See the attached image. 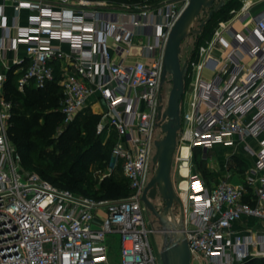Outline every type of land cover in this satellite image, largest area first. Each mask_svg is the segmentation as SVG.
<instances>
[{
    "label": "built area",
    "instance_id": "obj_1",
    "mask_svg": "<svg viewBox=\"0 0 264 264\" xmlns=\"http://www.w3.org/2000/svg\"><path fill=\"white\" fill-rule=\"evenodd\" d=\"M10 1L14 16L7 25L3 14L2 27L13 45L0 50L13 49L14 62L23 65L17 90L56 80L61 125L99 104L97 132L103 142L115 135L111 156L129 194L88 196L26 169L9 135L13 102L0 75V264H163L149 240L159 230L149 226L142 194L156 168L155 141L162 138L156 129L165 121L158 113L170 90L161 84L164 49L188 0H138L121 8L89 0ZM240 1L207 43L185 58L172 180L177 175L183 231L191 262L199 264L252 258V241L233 223L243 217L264 221V10L252 15L254 1ZM247 20L252 26L233 27ZM219 146H240L253 156L238 184L222 179L209 185L196 170L195 150L208 160ZM111 243L118 244L116 255ZM256 244L264 246V238Z\"/></svg>",
    "mask_w": 264,
    "mask_h": 264
},
{
    "label": "trees",
    "instance_id": "obj_2",
    "mask_svg": "<svg viewBox=\"0 0 264 264\" xmlns=\"http://www.w3.org/2000/svg\"><path fill=\"white\" fill-rule=\"evenodd\" d=\"M138 1V0H133ZM240 0H224V4L213 12L210 20L202 27V29L193 34L194 42L191 49V56L200 45H204L210 39L211 34L219 20L227 19L229 11L233 8H239ZM206 17V14L200 15L195 21L194 28L199 26V22ZM20 74V73H19ZM19 74H14L12 71L8 72V78L5 82V97L13 102L12 116L10 117L9 135L14 143L17 151L22 158V164L26 169H31L38 172L42 177L48 179L53 184L68 188L74 192L105 198H119L125 197L129 194L128 182L123 176L124 180H118L113 177L105 178L100 185V190L95 193H90L84 187L87 179L88 167L98 160L100 155V167H105L107 159L111 156V150L115 143V135L112 133L105 142L100 141V135L93 142L94 149H87L79 159H77L69 169V178H66L65 173H57L52 171L48 161V146L57 141L65 150H69L78 139L79 126L76 123L77 118L81 113L88 108L81 111L77 117L66 125H61L63 115L60 112V100L62 98V90L60 85L55 81L48 83L44 88L37 89L33 86H28L26 90L21 93L17 90V77ZM187 84V77L184 79V85ZM21 102L24 105L44 108V113L33 114L31 120L25 119L21 114L15 113L16 102ZM98 119L100 116L93 113ZM43 118L38 129H32L34 123ZM96 126V124H95ZM56 138V139H55ZM197 151V150H195ZM199 151V150H198ZM196 154V152H195ZM195 168L202 177L206 180L211 172L206 167L204 159H197L195 155ZM64 182L67 186H62L60 183ZM242 264H264V257L250 258Z\"/></svg>",
    "mask_w": 264,
    "mask_h": 264
},
{
    "label": "water",
    "instance_id": "obj_3",
    "mask_svg": "<svg viewBox=\"0 0 264 264\" xmlns=\"http://www.w3.org/2000/svg\"><path fill=\"white\" fill-rule=\"evenodd\" d=\"M223 4L224 0H188L187 6L169 32L164 49L161 84L164 83L166 75L171 76L167 106L163 112L158 113L162 119H165L161 125L164 135L155 141L156 151L153 162L156 163V168L142 194V201L147 211L160 225L157 229L163 237L159 249L163 264H191L181 210L179 216L175 213L176 206L180 207V201L172 180V161L181 124L180 102L187 70L186 61L180 60L181 44L189 35L198 33L210 20L213 12ZM202 14H206V17L199 22L197 28H194L195 21ZM157 196L160 198L159 207L151 201Z\"/></svg>",
    "mask_w": 264,
    "mask_h": 264
},
{
    "label": "rangeland",
    "instance_id": "obj_4",
    "mask_svg": "<svg viewBox=\"0 0 264 264\" xmlns=\"http://www.w3.org/2000/svg\"><path fill=\"white\" fill-rule=\"evenodd\" d=\"M92 2H104L107 7H112V8H121L123 5L129 4L130 2H133V0H89ZM158 0H151V5L157 3ZM248 24V21H246L245 23H242L240 21H235L233 22V27L237 30V31H241L244 29V27ZM194 37L193 34L189 35L187 38H185L182 41L181 44V53H180V60L182 62L185 61L186 55L188 54V51L193 47V41ZM247 58H245L246 60ZM170 78L171 77H166V81L163 84V90H165L166 92H168V90L170 89ZM169 93V92H168ZM168 93L166 94L164 103H167V99H168ZM16 107L17 109L15 110V113L21 114V116H23L25 119H30L32 118L33 114L37 113H44V108H42V106L40 107H34V106H30V105H24L22 104L20 101L16 102ZM96 116L93 115V113L91 112V110L87 109L85 111H83L81 113V115H79V117L76 120L77 125L79 126V135H78V139L73 142L71 148L69 150H65V148H63L57 141H55L54 143H52L51 145L48 146L49 152L48 154V161L50 164V167L52 169V171H56L57 173H65L66 178H69V169L71 167V165L77 160L79 159V157H81V155H83V153L89 149L92 148L94 149L93 146V142L96 140V138L98 137V135H100V141L101 143L104 141V136L103 134H99L97 132V128L95 126L96 123ZM99 121V119H98ZM43 122V118H39V120H37L36 123L33 124L32 129H38L40 123ZM156 134L157 136H161L163 137L164 132L162 131V129L159 127L158 129H156ZM56 139V138H55ZM196 152V157L197 159L201 158L202 153L200 151H195ZM226 149L223 152H217L214 154L211 153V156H215L214 158H216L220 161V163H222L224 161V157L226 156ZM220 154V157H219ZM219 157V158H218ZM108 161L106 162L105 167H100L99 166V162H103L106 160H102L101 161V157L100 155L98 156V160H96L95 162H93L89 167H88V172L87 175H85V178H88L86 185H84V187L86 189L89 190L90 193H95L97 191L100 190V185L101 182L107 178V177H113L115 179L118 180H124L123 179V173L121 171L120 166H115V160L112 158V156H110L108 159ZM234 161V158L231 156L229 158V164L231 165ZM206 162V167L208 169V162L207 160H205ZM217 165H219V163H217ZM186 173V169L183 167L182 168V175H185ZM173 180L174 182L177 181V175L173 176ZM181 183H185V179L181 182ZM62 186H67L64 182L60 183ZM152 203L159 207L160 205V198L159 196H157L156 198L151 200ZM175 213L176 216H179L180 213V207L176 206L175 208ZM147 221L149 223L150 227L153 228H159V224L157 219L150 213L147 211ZM149 240L151 242V245L154 248V251H159L161 245H162V240L163 237L161 234L159 233H150L149 234ZM112 245V243H111ZM112 251L114 252V254L116 255L119 251V247L118 244H114L112 245ZM191 264H199L197 261H192ZM207 264H216L215 262H210Z\"/></svg>",
    "mask_w": 264,
    "mask_h": 264
},
{
    "label": "crops",
    "instance_id": "obj_5",
    "mask_svg": "<svg viewBox=\"0 0 264 264\" xmlns=\"http://www.w3.org/2000/svg\"><path fill=\"white\" fill-rule=\"evenodd\" d=\"M254 3L250 8L252 15H256L260 11L264 10V0H252ZM25 10L21 12L20 21L25 23ZM6 15V24L9 25L12 22L14 16V9L12 6V1L10 0H0V46L13 45V41L7 39L6 31L2 27V15ZM248 21V26H252L251 21ZM246 22V21H245ZM18 56L23 55V46L20 44L17 46ZM14 51L13 49L0 50V75L3 77V89H5V82L8 78V72L12 71L14 74H19L22 69V64L19 62H14ZM91 110L92 113L98 114L100 111V105L94 104L91 107H87ZM99 115V114H98ZM226 149V156L224 161H220L215 156H211V153H221ZM234 158L233 163L229 164V158ZM220 157V154H219ZM218 157V158H219ZM208 169L211 172L210 176L207 179L209 185H214L221 181L222 179L230 180L233 184H238L241 179L242 171L248 166L253 164V156L242 149L240 146H219L216 149L210 151L208 154ZM219 163V165H217ZM229 174V175H228ZM186 184L181 183L182 187H185ZM233 229L240 235L244 236L246 240L252 241L250 246L251 251L253 252L252 258L264 257V254L260 255L259 249L264 246L256 244L258 240L264 238V221L243 217L233 223ZM207 264V263H204Z\"/></svg>",
    "mask_w": 264,
    "mask_h": 264
},
{
    "label": "bare ground",
    "instance_id": "obj_6",
    "mask_svg": "<svg viewBox=\"0 0 264 264\" xmlns=\"http://www.w3.org/2000/svg\"><path fill=\"white\" fill-rule=\"evenodd\" d=\"M188 149L186 147L183 148V155H187ZM185 168V167H184Z\"/></svg>",
    "mask_w": 264,
    "mask_h": 264
}]
</instances>
